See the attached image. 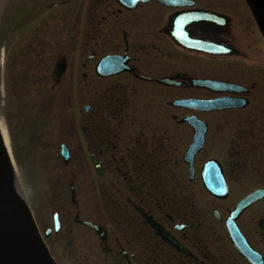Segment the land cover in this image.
<instances>
[{"label":"flooded vegetation","instance_id":"1","mask_svg":"<svg viewBox=\"0 0 264 264\" xmlns=\"http://www.w3.org/2000/svg\"><path fill=\"white\" fill-rule=\"evenodd\" d=\"M186 1L190 4L179 8L158 0L63 1V17L70 19L73 34L83 33L81 42L74 35V48L86 56L78 62L95 74L101 60L117 56L130 68L99 77L103 83L95 87L86 83L90 93L96 92L82 125L93 164L84 176L99 180L94 189L119 234L107 230L110 259L105 264H249L230 242L226 220L239 200L264 188V41L250 12L234 14L238 0ZM246 33L255 34L260 44H241ZM140 76L171 78L178 87L160 86L179 91V98L247 103L222 112L169 106L152 113L135 106L138 98L150 96L148 85L156 83ZM194 79L212 88L213 82L231 83L247 92L197 88ZM156 114L157 122L152 119ZM189 115L207 122L205 143L192 166L186 153L194 130L181 122ZM209 161L216 166L206 174L227 181L225 201L203 187L201 174ZM87 189L92 192L91 186ZM236 190L244 192L238 201ZM263 205L264 199L250 205L237 224L264 260V229L258 225L264 220ZM147 217L162 225L181 249L157 235Z\"/></svg>","mask_w":264,"mask_h":264},{"label":"rangeland","instance_id":"2","mask_svg":"<svg viewBox=\"0 0 264 264\" xmlns=\"http://www.w3.org/2000/svg\"><path fill=\"white\" fill-rule=\"evenodd\" d=\"M56 1L23 0L26 5L21 8L19 0L13 3L12 11L8 12L1 24L0 123L8 132L12 130L9 137L10 147L19 180L26 195H30L38 226L56 261L59 264H105L106 254L96 233L75 223L78 212L80 219L98 222L107 226L110 231L105 211L104 214L103 211L100 213L97 208H100L98 201L102 196L100 191L96 193L94 187L99 180L83 175L92 167L81 126L85 123L84 108L90 104L95 94L89 92L86 83L92 88L98 83L100 85L101 81L94 77L93 69H85L82 62H78V59L85 56H81L83 50L72 49L70 41L73 34L71 26L68 33L67 17L61 18L63 31L55 34L53 25H57V22L53 19L57 14L63 16V9L51 12L49 9L39 14L31 11L35 6H43L46 9L49 3ZM243 4H239V8L235 9V15L247 11ZM21 11H30L37 16L32 18ZM15 15L21 17L13 26ZM30 19H33L32 24L36 25L40 35L36 36L39 39L33 47L37 50L32 54L29 47H26L29 42L22 41L27 37H35L34 33H31L32 27H29ZM82 37L83 34L78 36L79 41ZM241 42L247 48L260 44L255 34L248 33L242 36ZM62 57L67 60V73L62 81L56 84L54 69ZM34 58L35 61L30 62ZM242 67H245V64ZM15 72L18 75H14ZM83 73L88 74L87 80ZM170 90L172 89L150 83V96L138 98L135 106L141 109L148 107L152 113L165 111L166 103L168 105V102L180 95L179 91L172 90L173 93H170ZM144 102L146 103L142 106ZM152 119L157 121L158 115H153ZM213 121L221 122L222 119L215 118ZM63 142L73 144V153L78 156L79 162H76L77 157L74 156L73 162L67 166L64 164L59 155ZM66 167L71 170L68 171ZM72 181L76 188V203L71 200ZM87 184L92 187V192H88ZM238 191L235 193L236 201L244 194L242 191L237 194ZM30 193L34 194L33 197ZM55 211L59 212L62 225L57 234L54 232L53 222ZM50 228L51 236L46 238L45 234Z\"/></svg>","mask_w":264,"mask_h":264},{"label":"water","instance_id":"3","mask_svg":"<svg viewBox=\"0 0 264 264\" xmlns=\"http://www.w3.org/2000/svg\"><path fill=\"white\" fill-rule=\"evenodd\" d=\"M250 7L257 25L264 37V0H245ZM115 59V58H112ZM110 60V59H108ZM107 60H104L97 68V71L104 73L105 69H110ZM60 73L63 71V65H59ZM105 67V68H102ZM110 73V72H107ZM111 73H117L111 71ZM165 82V81H161ZM234 87L233 85L224 86ZM230 91V90H228ZM224 100L217 101H200V100H183L174 102L173 105L180 107H188L191 109H211L219 110L225 108L235 107V105L227 104ZM188 121L196 128L201 125V122L190 118ZM197 135L190 152L192 155L196 153L203 145L204 138ZM65 149V146H63ZM64 155V153H63ZM99 166V165H98ZM102 169H99L101 173ZM204 183L207 189L215 196L220 198L227 197V186L223 177L216 178L215 176L204 174ZM264 198V190L257 191L250 196L243 199L238 207L232 212L231 217L227 221L228 235L239 253L251 264H258L262 262V258L253 251L247 243L242 232L238 228L235 220L239 217L240 212ZM150 225L156 229L157 234L160 235L165 241L172 243L179 250L176 241L169 236L163 227L153 222L148 218ZM81 224L93 228L100 235V238L105 241L106 233L102 229L91 223L81 221ZM260 227L264 228V220L259 222ZM56 229L59 230V223L56 215ZM0 264H57L52 257L47 245L45 244L35 220L29 210L28 206L21 200L15 189V184L12 174L11 160L8 156L7 149L3 143L0 133Z\"/></svg>","mask_w":264,"mask_h":264},{"label":"bare ground","instance_id":"4","mask_svg":"<svg viewBox=\"0 0 264 264\" xmlns=\"http://www.w3.org/2000/svg\"><path fill=\"white\" fill-rule=\"evenodd\" d=\"M2 135H3V139H4V142H5V145L8 147L9 145H8V137H7V135H6V133H5V129L3 128V130H2ZM20 184V183H19ZM18 184V185H19ZM16 192H17V194L20 196V198H21V200L23 199L25 202H26V197H25V195H24V192H23V190H22V188H21V186L19 185V186H17V189H16ZM22 200V201H23ZM23 201V202H24ZM24 202V203H25Z\"/></svg>","mask_w":264,"mask_h":264}]
</instances>
